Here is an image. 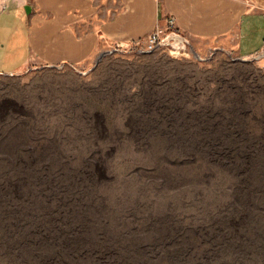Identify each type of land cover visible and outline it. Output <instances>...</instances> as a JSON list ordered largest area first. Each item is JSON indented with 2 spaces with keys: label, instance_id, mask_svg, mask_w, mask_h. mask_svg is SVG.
I'll return each instance as SVG.
<instances>
[{
  "label": "rangeland",
  "instance_id": "obj_1",
  "mask_svg": "<svg viewBox=\"0 0 264 264\" xmlns=\"http://www.w3.org/2000/svg\"><path fill=\"white\" fill-rule=\"evenodd\" d=\"M110 51L0 74V264H264V54Z\"/></svg>",
  "mask_w": 264,
  "mask_h": 264
},
{
  "label": "crops",
  "instance_id": "obj_2",
  "mask_svg": "<svg viewBox=\"0 0 264 264\" xmlns=\"http://www.w3.org/2000/svg\"><path fill=\"white\" fill-rule=\"evenodd\" d=\"M171 17L201 49L264 54V0H0V74L83 66Z\"/></svg>",
  "mask_w": 264,
  "mask_h": 264
},
{
  "label": "built area",
  "instance_id": "obj_3",
  "mask_svg": "<svg viewBox=\"0 0 264 264\" xmlns=\"http://www.w3.org/2000/svg\"><path fill=\"white\" fill-rule=\"evenodd\" d=\"M174 34L181 36V38H179L177 40V46H170V45L163 46L162 42L164 40H166L167 38H170L171 43L176 42V40L174 38L175 37ZM185 39L190 41V39L188 37H186L184 34H182V32L177 27L175 18L171 17L168 21V27L166 29H162L161 27L158 26L153 32H151L144 39H140V40L131 42L126 46L117 45L112 50L127 51V50H130L133 48L138 49V50H142L143 47H145V46H147L151 49H154V48L156 49V48H179V47H185L186 48V47H190L185 42Z\"/></svg>",
  "mask_w": 264,
  "mask_h": 264
},
{
  "label": "water",
  "instance_id": "obj_4",
  "mask_svg": "<svg viewBox=\"0 0 264 264\" xmlns=\"http://www.w3.org/2000/svg\"><path fill=\"white\" fill-rule=\"evenodd\" d=\"M29 9H28V7H27V11H28ZM174 38H175V40H176V42L175 43H171V41H170V38H167L166 40H164L163 42H162V45L163 46H166V45H170V46H177V40L179 39V38H181V36H179V35H176V34H174ZM185 42L191 47V42L189 41V40H186L185 39ZM113 52H115V51H118V52H122L121 50H112ZM112 51H110V53H113ZM61 66H63V65H60V66H54V67H61Z\"/></svg>",
  "mask_w": 264,
  "mask_h": 264
},
{
  "label": "trees",
  "instance_id": "obj_5",
  "mask_svg": "<svg viewBox=\"0 0 264 264\" xmlns=\"http://www.w3.org/2000/svg\"><path fill=\"white\" fill-rule=\"evenodd\" d=\"M229 87V86H228ZM233 86L232 85H230V87L229 88H232ZM237 88H238V86H236V88L234 89V92L235 91H237Z\"/></svg>",
  "mask_w": 264,
  "mask_h": 264
}]
</instances>
